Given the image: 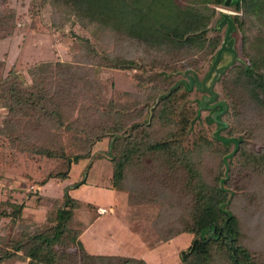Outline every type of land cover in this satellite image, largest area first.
<instances>
[{"label":"trees","instance_id":"obj_1","mask_svg":"<svg viewBox=\"0 0 264 264\" xmlns=\"http://www.w3.org/2000/svg\"><path fill=\"white\" fill-rule=\"evenodd\" d=\"M224 1L51 0L62 8L57 22L79 24L72 33L75 48L85 57L77 63L42 61L26 72L12 66L0 79V181L4 170L20 167L24 155L35 165L22 172L42 186L54 177L67 179L81 159L89 160L85 166L89 171L94 145L108 139L104 150L112 160L111 186L126 191L132 204H160L153 225L163 240L193 233L178 264H264V150L254 151L239 139L226 178L227 149L213 147L205 136L194 147L184 146L178 137L176 103L183 89L187 93L185 85L160 98L150 124H137L127 134L128 121L141 117L143 110L131 111V117L124 111L142 98L153 100L161 88H147L128 104L107 99L100 77L105 68H134L136 53L144 49L154 54L158 68L199 73L222 43V35L209 34V29ZM232 7L238 12L234 19L243 33L248 62L232 65L224 83L233 115L240 120L244 104L264 109V0H233ZM16 13L0 3V32L16 26ZM214 26L219 29L217 23ZM132 46L139 48L134 52ZM221 116L208 119L223 123ZM235 130L238 126L230 133ZM38 157L60 165L46 171ZM232 187L238 192L230 199ZM69 188L60 197L39 191L33 204L45 208V218L34 225L22 222L30 192L20 189L27 196L19 200L16 190L4 188L0 223L7 224L3 218L8 217L10 225L7 231L0 230V264L17 257L27 259V264H150L135 256L87 250L80 239L82 229L72 222L78 199Z\"/></svg>","mask_w":264,"mask_h":264},{"label":"rangeland","instance_id":"obj_2","mask_svg":"<svg viewBox=\"0 0 264 264\" xmlns=\"http://www.w3.org/2000/svg\"><path fill=\"white\" fill-rule=\"evenodd\" d=\"M179 1L185 2L186 0ZM0 3L2 6L9 7L17 12L15 17L16 26L8 32H0V79L9 73L12 66L26 72L30 66L42 61L55 63L62 60L77 63L82 57H85L82 49L80 51L75 48L77 45H75V36L72 33L73 30H79V24L75 25L70 21L62 24L56 21V18L60 21L59 11L62 10L58 3L55 5L51 0L46 3H43L42 0H7L6 2L0 0ZM223 9H228L234 14L238 13L232 6L219 7L220 11ZM219 16L218 13L211 22L209 34H221L223 41L227 25L225 24L221 29L214 28ZM234 35L237 38L239 54L244 61L248 62V59L243 56L242 31L238 28ZM99 41L98 47L100 45ZM113 47L112 45L109 49L111 50ZM132 48L135 52L139 47L132 46ZM136 54L137 63H133L134 68L128 70L105 68L100 73V77L104 80L107 99H120L122 102L126 101V103L131 104L129 100H134L137 93L146 94V89L150 87L161 88V91L153 100L142 98L143 100L137 103L134 102L135 104L131 105V108L129 107L128 110L124 111L125 115L131 117V111L135 109L143 110L141 117L128 121L127 134H131L137 124H150L152 121L150 120L152 117L150 111L157 106V104L154 106L156 98L171 89L177 80L187 79L182 68L161 69L153 65L154 54L147 49ZM230 58L231 56L225 53L221 62H227ZM243 60H237L235 64L243 63ZM211 63L212 56L210 55L199 72L200 77H204ZM228 70L215 85V89L219 91L217 100H226L229 104L228 110L222 112L220 118L223 123L216 119L210 121L208 118L212 114V110L207 107H199L200 100L207 97V93L197 89L195 85L185 95L183 93L186 91L183 89L177 98L176 113L179 114L178 120L180 122L178 137L182 140L184 146L194 147L196 142L202 136H205L213 142V147L227 149L228 152L225 156L236 146L235 141L231 140L232 137H241L250 149L261 152L264 150V109L257 107L252 109L251 103L249 105L244 104L240 107L244 113L241 115L240 120L234 117L231 100L226 93L224 83L225 75L229 73ZM141 80L146 83L145 86L142 85ZM127 91L133 93V95H127ZM1 111L4 112L5 109L2 108ZM184 118H187V123L186 120H183ZM234 126H238V130L231 134L230 129ZM119 134L120 136L126 135L124 132ZM107 146L108 139L99 141L94 145L93 151L95 154L89 171L85 167L89 160L86 158L81 159L73 164L67 179L58 180L54 177L46 186L40 185L35 179L28 178L22 172L26 171L24 170L25 166H34L35 162H31L33 160L26 155H24L26 158L21 156L19 160L20 167L16 166V169L4 170L5 176L0 181V199L7 196L4 188L16 190L14 195L19 200H23L27 196L24 192H20V189H24L27 193L30 192L28 197L24 199V202H26L24 208L26 216L23 215L22 222L34 225L37 220L43 221L45 218V208L33 206L34 199L39 191L60 197L70 187L69 193L72 197L78 199L72 222L75 227L82 229L80 239L87 250L92 253L116 256H135L147 260L150 264H178L181 260L182 250L188 248L194 240L193 233L183 232L169 240H163L159 236L153 221L160 211V204H132L129 202L126 191L111 186L112 160L104 150ZM235 154L233 157L228 158L229 161L236 160ZM38 159L37 162L46 171L60 165L57 160L40 159V157ZM229 170L230 167L228 172ZM81 178H86V180L75 185L76 181ZM228 190L230 194L233 193L232 196L238 192L235 187ZM30 205L31 208H34L29 209ZM100 207L103 210L99 209ZM3 221L8 223L5 225L0 223L2 232L8 230L10 218L5 217ZM16 222L15 227L19 225L18 223L21 220L19 219ZM74 247H78V245L74 243ZM7 264H27V259L17 257L14 262L8 261Z\"/></svg>","mask_w":264,"mask_h":264},{"label":"water","instance_id":"obj_3","mask_svg":"<svg viewBox=\"0 0 264 264\" xmlns=\"http://www.w3.org/2000/svg\"><path fill=\"white\" fill-rule=\"evenodd\" d=\"M232 2L233 0H225L224 6L231 7ZM216 23L219 29H221L225 24L227 25V27H226L223 41L221 45L219 46V48L217 49V51L213 54L212 63L209 67V70L204 75V77H200L199 73L194 71L193 69L184 70L183 74L185 76H188V78L187 79L181 78L178 82L175 83L174 86L171 87V89L159 95L155 100L154 106L159 102L160 98L168 94L172 90L173 87L179 86V85H185V87L188 90H190L196 85L197 89H200L207 93V97L200 100V104H199L200 108H204V107L210 108L215 118L218 113L222 114V112L228 110L229 104L226 100L217 101V98L219 97V91L215 89V85L220 80L222 75L225 74L227 70L233 64H235L237 60H243V58L239 54V50L237 48V38L234 35L235 31L238 29V26L234 19V13L228 9H223L222 11H220V16L217 18ZM225 53L226 55L229 54L231 58L229 59L227 63L220 64V61L225 55ZM243 63L247 64V62L244 60H243ZM213 101H217V102L211 104V102ZM220 105L223 106L222 109L218 108ZM216 108H218L217 111H215ZM152 114H153V109L150 111V116H152ZM224 138L227 139L226 137ZM239 139L242 140L241 137H232L231 140L235 141L236 146L228 155L225 156L226 166H227L226 178L229 176L228 169L230 167L228 158L230 156L232 157L234 156L236 148L239 146V143H238ZM232 195L233 193L231 192L230 197H229L230 199L232 198ZM226 234L229 236V239L232 240V237L230 236V234H228L227 232Z\"/></svg>","mask_w":264,"mask_h":264},{"label":"crops","instance_id":"obj_4","mask_svg":"<svg viewBox=\"0 0 264 264\" xmlns=\"http://www.w3.org/2000/svg\"><path fill=\"white\" fill-rule=\"evenodd\" d=\"M33 206L36 207V208H41V207L44 208L43 206H36V205H33ZM31 207H32V206L30 205L29 209H33V208H34V207L31 208ZM25 213H26V210H24V215L26 216ZM34 216H36V215H34ZM34 218L37 219L36 217H34Z\"/></svg>","mask_w":264,"mask_h":264},{"label":"flooded vegetation","instance_id":"obj_5","mask_svg":"<svg viewBox=\"0 0 264 264\" xmlns=\"http://www.w3.org/2000/svg\"><path fill=\"white\" fill-rule=\"evenodd\" d=\"M218 101V100H217ZM217 101H213V102H211V104H213V103H215V102H217Z\"/></svg>","mask_w":264,"mask_h":264},{"label":"built area","instance_id":"obj_6","mask_svg":"<svg viewBox=\"0 0 264 264\" xmlns=\"http://www.w3.org/2000/svg\"><path fill=\"white\" fill-rule=\"evenodd\" d=\"M99 209L103 210L102 207H100ZM105 210H106V208H105ZM105 210H104V211H105Z\"/></svg>","mask_w":264,"mask_h":264}]
</instances>
